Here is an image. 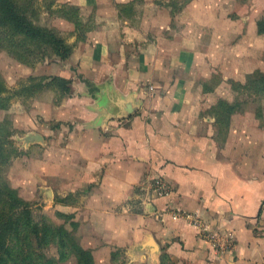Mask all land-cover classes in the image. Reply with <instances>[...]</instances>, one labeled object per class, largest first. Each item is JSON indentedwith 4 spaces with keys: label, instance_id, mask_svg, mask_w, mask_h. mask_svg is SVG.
<instances>
[{
    "label": "crops",
    "instance_id": "crops-1",
    "mask_svg": "<svg viewBox=\"0 0 264 264\" xmlns=\"http://www.w3.org/2000/svg\"><path fill=\"white\" fill-rule=\"evenodd\" d=\"M61 1L98 20L61 63L72 92L25 137L56 221L97 264H264V123L241 109L220 132L208 111L264 71V0Z\"/></svg>",
    "mask_w": 264,
    "mask_h": 264
},
{
    "label": "rangeland",
    "instance_id": "rangeland-1",
    "mask_svg": "<svg viewBox=\"0 0 264 264\" xmlns=\"http://www.w3.org/2000/svg\"><path fill=\"white\" fill-rule=\"evenodd\" d=\"M139 1L144 3L143 0ZM178 1L181 3L173 4L175 10L184 6L190 0ZM155 2L163 5L161 0H155ZM156 3L151 4V7L156 6ZM113 4L110 3V5ZM24 5L28 6V14L36 24L55 30L73 49L76 43L85 38L87 32L97 25L98 5L96 3L25 0ZM131 8L132 3L121 6L123 11H129ZM261 18H264V13L260 15L259 19ZM6 44L3 46H6ZM27 46L32 49L36 47V49L31 52L22 48L19 56L11 52L13 50L11 48H0V72L9 88V91L6 92V96L9 97L6 101L7 106L0 108V132L3 134L0 145L4 147H2L4 154L2 156L0 154V188H2V182H9L16 187L19 195L31 204L35 220L47 221L53 225H65L63 222L56 221L54 211L48 206L52 196L46 197L44 188L40 187V183L39 185L35 184L36 180L29 177L27 169H31L33 165L28 166L29 159L37 155L40 149L34 145V140L26 141L25 137L27 132L30 131L35 117L40 114V101L46 105L58 104L62 101L64 93L61 91L60 85L51 82V79L53 76L58 75L62 69L61 65L63 64L61 63L65 64L70 56L62 58L53 51L40 50L36 43ZM221 77L222 72L217 68L213 72L212 78L204 81L202 85L205 89H212L215 84L219 83ZM227 88H230L231 93L238 96L233 101L237 106L235 110L248 109L250 110V117L255 119L258 115L257 122L259 124L264 123L263 97L252 93L248 87L239 86L238 82L231 81ZM35 109H37L36 113H34ZM208 111L215 116L216 111H213L212 107ZM219 130L220 132L225 130L223 124L219 125ZM45 250L49 255L58 256V249L53 244ZM114 255L115 261L120 264L123 257L119 250ZM165 255L169 257L168 252H163L162 256ZM123 260L125 261V258ZM76 261V257L71 255L60 261V264H76ZM166 262L173 261L170 257V260Z\"/></svg>",
    "mask_w": 264,
    "mask_h": 264
},
{
    "label": "trees",
    "instance_id": "trees-1",
    "mask_svg": "<svg viewBox=\"0 0 264 264\" xmlns=\"http://www.w3.org/2000/svg\"><path fill=\"white\" fill-rule=\"evenodd\" d=\"M24 1L0 0V48H11V52L20 56L22 48L33 52L36 47L32 49L27 45L36 43L40 50L53 51L62 58L70 56L73 47L55 30L36 24L29 16ZM257 24L258 31L264 33V18L259 19ZM5 43L6 46H3ZM51 82L60 85L64 95L73 90L71 79L66 77L55 75ZM238 83L264 98V71L256 70L248 75L245 83ZM8 91V85L0 72V108L7 106ZM236 107L235 102L219 99L212 106L218 124L227 128L231 115L241 110H235ZM1 137L2 132L0 142ZM3 148L0 150L1 156L4 154ZM1 187L0 264H60V261L71 255L76 257V264H97L92 251L81 244L74 229L35 220L31 204L19 195L16 187L9 182H2ZM52 244L57 247L58 256L47 254L45 248ZM168 260L170 257L162 256L161 264H175L167 263Z\"/></svg>",
    "mask_w": 264,
    "mask_h": 264
}]
</instances>
